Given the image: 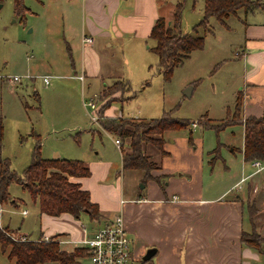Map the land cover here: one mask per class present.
Instances as JSON below:
<instances>
[{
    "label": "rangeland",
    "instance_id": "obj_1",
    "mask_svg": "<svg viewBox=\"0 0 264 264\" xmlns=\"http://www.w3.org/2000/svg\"><path fill=\"white\" fill-rule=\"evenodd\" d=\"M155 1L166 26L171 25L173 15L179 12L178 32L186 34L192 33L193 27L201 20L206 0ZM132 3L133 0H128L129 5ZM25 5L30 12L22 18L14 13L12 0H0V114L4 126L1 157L9 161L10 169L17 175H22L30 165L39 139L42 159L83 161L99 181L103 179L96 172L101 170V163L111 164L108 178L100 183L110 185L115 192L122 188V197L130 198L142 186L139 178L144 173L121 168L120 153L113 143L119 137L109 132L110 135L106 134L97 124L101 117H106L104 111L112 107L110 112L115 116L120 114L133 124L141 125L161 117L164 112L191 123L201 118L212 123L225 119V108L232 105L238 81L230 68L234 61H238L236 54L242 50L241 21L251 22L250 13L238 11L226 21L228 28L210 18L209 31L198 32L204 38L202 49L194 50L184 58L172 69L168 79L158 67L153 52L155 42L149 37L130 31L107 42L97 41L94 44L96 52L107 61L103 69L110 68L114 79L101 81L85 77L83 85L68 77L73 72L72 66L79 70L83 60L78 37L81 27L79 6H68L59 0L49 1L46 7L44 0H26ZM44 76L49 78V85L42 82ZM13 77L20 79L14 82ZM187 90L192 91L190 96L185 94ZM34 94H37L38 101ZM89 103L97 106L96 113ZM226 119L227 122L237 120L235 113ZM190 129L195 153H198L202 141L204 155L206 150L216 148V153L226 160L230 157L222 144L233 141L236 145L239 139L237 126L218 134L200 125L190 126ZM231 130L234 136L229 134ZM188 133L189 127L165 132L161 138L163 144L174 140L166 145L170 148L181 149V140L192 147ZM119 140L128 147L129 139ZM203 157L206 160V156ZM155 169L154 164L149 172L151 178ZM217 178L213 177L211 183ZM228 178L224 173L223 181ZM95 179L90 177L85 182L93 194L101 193ZM146 180L148 178L143 177L142 182ZM222 183L218 181L216 185ZM8 191L19 201L17 207H2L0 224L13 230L29 231V239L35 238L39 220L28 192L17 184H11ZM22 210L29 214L23 216ZM79 221L90 229L86 213L80 214ZM63 227V224L45 218V229ZM7 253L8 250L3 251L0 247V264H15Z\"/></svg>",
    "mask_w": 264,
    "mask_h": 264
},
{
    "label": "crops",
    "instance_id": "obj_2",
    "mask_svg": "<svg viewBox=\"0 0 264 264\" xmlns=\"http://www.w3.org/2000/svg\"><path fill=\"white\" fill-rule=\"evenodd\" d=\"M25 1L23 0L24 5ZM49 1L51 0H44L45 7ZM59 1L68 6H79L81 27L78 37L83 60L79 70L72 66L73 72L68 77L83 85L85 77L101 81L114 79L110 68L103 69L107 61H103L97 54L94 47L97 41L107 42L130 31L141 37H149L152 26L160 18L155 0H133L132 5L128 4V0ZM25 7L30 12L26 5ZM258 10H244L250 13L253 20L241 21L242 50L236 54L238 61H234L230 68L238 81L232 105L225 108V119L228 113H232L238 95L241 96V120L249 116L259 117L264 113V12L260 10L261 15ZM235 15L226 18L223 26L228 28L226 21ZM61 21L63 22V18ZM84 38L90 39V43H84ZM46 77L41 78L42 82ZM48 80L47 77L44 85H49ZM191 90L186 91L189 96ZM93 105L96 113L98 108ZM111 109L112 107L104 111L106 117L122 118L120 114L115 116L110 112ZM97 124L100 125L99 122ZM236 126L239 128L236 145L233 141L222 144L229 154L228 160L221 154L214 158L216 148L206 150L204 155L202 141L199 142L201 146L198 153L194 152L196 146L193 142L190 147L183 140L181 149L166 146L174 140L163 144L162 150L146 144L143 151L156 165V173L145 182H142L141 176L139 181L141 180L142 186L130 198L122 197V188L115 192L110 185L100 183L108 178L111 167L109 163H101V170L96 172L100 173L103 179L101 181L95 179L91 172L89 177L72 179L89 193L91 202L99 208L100 216L97 219H91L86 214L91 224L90 229H85L87 234H92L120 214L125 231L131 239V264H264V240L259 250L241 241L242 234H255L264 238V162L258 161L260 165L255 167L253 162L244 161L243 126L234 124L225 129ZM103 131L110 135L104 129ZM233 133L231 130L229 134L234 136ZM126 144L120 141V148L115 146L120 153V163L122 152H128ZM203 156H206V160ZM85 165L89 169L88 164ZM224 173L229 178L223 181ZM90 177H94L98 191L102 194L91 192L89 184L85 182ZM213 177L224 184L216 185V179L211 183ZM212 187L215 188L211 189ZM9 196L8 202L0 204V210L7 205L17 207L19 199L11 197L10 193ZM29 200L39 220L37 236L30 240L49 241L54 238L60 249L66 252L82 249L76 244L85 235L82 229L85 226L79 221L80 215L78 218L69 214L48 216L40 213L37 202L32 201L30 195ZM21 214L27 216L29 213L22 210ZM45 218L63 224L64 227L45 229ZM0 227L6 229L15 240L30 237L29 231L22 232L19 228L13 230L1 224ZM148 251H153L149 257ZM76 262H85V256L77 258Z\"/></svg>",
    "mask_w": 264,
    "mask_h": 264
},
{
    "label": "trees",
    "instance_id": "obj_3",
    "mask_svg": "<svg viewBox=\"0 0 264 264\" xmlns=\"http://www.w3.org/2000/svg\"><path fill=\"white\" fill-rule=\"evenodd\" d=\"M13 11L22 17L28 13L23 0H12ZM253 11L259 9L264 12V0H206L204 2L203 16L198 24L193 27L192 33L181 34L178 32L180 17L179 12L173 15L171 25L166 26L163 18H158L151 28L149 38L155 42L153 52L158 60V67L168 79L172 69L181 64L194 50L203 47L204 38L198 35L199 30L208 32L209 19L215 18L220 24L225 25V19L235 15L239 10ZM124 84V83H123ZM125 85V84H124ZM127 86V85H125ZM38 101L37 94H34ZM241 96L235 100L232 111L237 120L212 123L209 119L201 118L196 122L206 129L219 133L231 125H242L244 128L243 159L246 162H264V113L259 117L249 116L241 120L239 116ZM228 113L229 117L231 115ZM191 122L174 118L168 112L161 117L151 119L147 123L133 124L124 118L101 117V127L120 139H129V152L122 154L121 165L123 170H138L144 173L143 177L151 178L149 172L154 164L145 155L143 147L146 144L155 145L162 150L161 135L168 131H178L189 127L188 141L191 143ZM160 136V138H154ZM3 138V117L0 114V204L9 201V186L19 185L27 191L32 201L37 202L40 213L48 216L69 214L78 218L81 213H86L91 219L99 218V209L90 200L86 190L81 189L78 182L72 179L86 178L90 171L85 163L80 160L67 159H42L40 157L39 139L34 148L30 165L22 175H17L10 169L7 159L1 157ZM215 153L214 158H216ZM264 238L255 234H242L241 241L256 250ZM0 247L8 250L7 256L15 264H78L76 258L83 257L85 251L76 248L72 252L61 250L58 241L51 238L49 241H33L30 239L15 240L6 229L0 227Z\"/></svg>",
    "mask_w": 264,
    "mask_h": 264
},
{
    "label": "built area",
    "instance_id": "obj_4",
    "mask_svg": "<svg viewBox=\"0 0 264 264\" xmlns=\"http://www.w3.org/2000/svg\"><path fill=\"white\" fill-rule=\"evenodd\" d=\"M84 43H90V39L84 38ZM19 77H13L14 82L19 81ZM47 82V77L43 79ZM90 108H94L93 103H89ZM95 121V116L92 117ZM192 123L191 127H196ZM115 146L120 148V140L114 139ZM253 166L258 167L260 163L254 161ZM84 238L77 241V245L85 251V262L81 264H131V239L127 235L124 222L120 214L114 216L112 220L92 234H87L83 227Z\"/></svg>",
    "mask_w": 264,
    "mask_h": 264
},
{
    "label": "water",
    "instance_id": "obj_5",
    "mask_svg": "<svg viewBox=\"0 0 264 264\" xmlns=\"http://www.w3.org/2000/svg\"><path fill=\"white\" fill-rule=\"evenodd\" d=\"M185 94H186L187 96H189V93L185 92ZM152 252H153V251H148V253H147V257H149V256L151 255Z\"/></svg>",
    "mask_w": 264,
    "mask_h": 264
}]
</instances>
